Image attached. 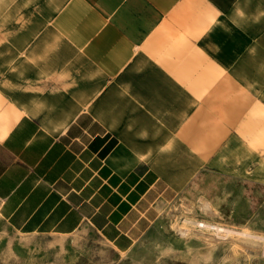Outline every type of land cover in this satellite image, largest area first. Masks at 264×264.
Instances as JSON below:
<instances>
[{
	"label": "crops",
	"instance_id": "1",
	"mask_svg": "<svg viewBox=\"0 0 264 264\" xmlns=\"http://www.w3.org/2000/svg\"><path fill=\"white\" fill-rule=\"evenodd\" d=\"M64 1L49 23L54 71L61 73L62 87H102L113 74H120L144 90L152 87L147 83L154 72L169 83L176 82L183 95H177L180 99L174 109L165 99L138 113L135 94L131 103L136 118L141 115L146 126L154 123L149 132L143 128L148 134L141 133L153 142L130 148L125 118L105 103L102 107L86 103L70 110L66 120L45 123L0 86V216L25 234L67 233L88 221L125 243L148 228L156 216V200L173 191L167 179L176 182L173 175L166 179L162 157L156 160L157 168L134 165L159 150L172 151L173 163L184 155L176 135L186 125L191 106L196 105L193 110L199 112L203 106L197 105L199 100L205 101L217 87L222 97L229 95L225 84L239 75L234 73L237 66H230L234 57L250 54L254 32L264 43V0H249L251 18L257 16V20H250L243 33L230 30L228 34H221L228 20L215 0ZM8 3L0 0V9ZM226 37L235 47H221ZM139 92L137 96L144 94ZM255 98L251 103L263 109L264 100ZM253 105L235 124L234 136L250 150L256 141L260 153L264 152V132L255 133ZM201 136V131H195L189 142L196 143ZM216 140L225 144L224 149L230 145L221 136Z\"/></svg>",
	"mask_w": 264,
	"mask_h": 264
},
{
	"label": "rangeland",
	"instance_id": "2",
	"mask_svg": "<svg viewBox=\"0 0 264 264\" xmlns=\"http://www.w3.org/2000/svg\"><path fill=\"white\" fill-rule=\"evenodd\" d=\"M215 1L228 20L221 34L230 30L243 33L249 28L250 20H257V16L251 18L249 0ZM65 3L64 0H9L0 9V86L19 106L30 108L45 123L51 119L66 120L70 110L86 107V103L101 107L106 104L110 111H119L125 118L123 126L131 135L126 136L128 147L148 146L153 141L141 132L147 133L143 128L151 131L154 123L146 126L141 115L136 118L131 103L134 95L139 101L138 113L165 99L174 109L182 88L154 72L149 73L152 78L147 83L152 87L144 90L135 88V81L120 74H113L102 87H62L61 73L54 71L55 46L49 23ZM257 36L254 32L249 55L232 58L231 69L237 66L234 73L239 75L225 84L227 98L222 97L217 87L205 101L199 100L197 105H203L199 112L198 108L193 110L196 105L191 106L192 113L183 123L186 125H181L183 130H178L176 135L184 155L173 163L172 151L160 153L159 150L151 159L134 165L157 168L156 160L162 157L168 167L164 168L166 179L168 174L175 176V183L167 179L173 191L156 200V216L147 229L123 243L88 221L67 233L25 234L0 216V264H264V238L243 233L245 230L264 236V152L259 153L261 145L256 141L250 150L245 141L242 143L234 136L235 124L248 114L246 109L255 104L251 103L256 101L255 97L264 100V56L260 57L264 43ZM221 43V47L228 44L235 47L228 37ZM143 65L142 68L149 69ZM243 72L247 73L245 77ZM123 78L125 81H121ZM139 91L144 94L137 96ZM143 99L146 103L140 102ZM252 116L257 118L252 121L255 133L264 132V107L257 109L253 105ZM195 131L198 134L201 131L202 136L196 143L194 140L190 143ZM220 136L230 143L226 149L225 144L216 140ZM198 221L235 231L217 232L198 225Z\"/></svg>",
	"mask_w": 264,
	"mask_h": 264
},
{
	"label": "bare ground",
	"instance_id": "3",
	"mask_svg": "<svg viewBox=\"0 0 264 264\" xmlns=\"http://www.w3.org/2000/svg\"><path fill=\"white\" fill-rule=\"evenodd\" d=\"M202 225V226H207V227H209V228H213V229H215V230H217V232L218 231H224V232H229V231H235V229H229V228H226L225 226H223V225H220V224H216V223H211V222H204V221H198V225ZM232 233V232H231ZM236 233V232H235ZM243 233H245L247 236H258L259 238L261 237V238H264V236L263 235H255V234H252L251 232H249V231H243ZM239 234H240V232H239Z\"/></svg>",
	"mask_w": 264,
	"mask_h": 264
}]
</instances>
